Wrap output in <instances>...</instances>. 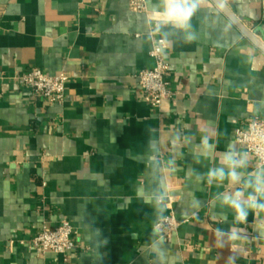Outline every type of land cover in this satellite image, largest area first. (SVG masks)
<instances>
[{"label": "crops", "instance_id": "1", "mask_svg": "<svg viewBox=\"0 0 264 264\" xmlns=\"http://www.w3.org/2000/svg\"><path fill=\"white\" fill-rule=\"evenodd\" d=\"M222 1L264 42V0ZM157 2L138 13L129 0H0V264H264V213L235 223L213 204L224 188L188 179L228 144L243 152L235 130L264 120V54L204 0L193 18L200 38L165 50L174 97L152 109L136 76L155 66L159 38L147 36ZM31 69L68 74L62 105L23 88ZM205 135L214 151L197 157ZM149 156L174 157L178 168L168 176L165 167L180 224L171 244L135 198L137 184L151 186ZM63 220L78 249L37 256L31 240ZM232 229L241 239H229Z\"/></svg>", "mask_w": 264, "mask_h": 264}, {"label": "clouds", "instance_id": "2", "mask_svg": "<svg viewBox=\"0 0 264 264\" xmlns=\"http://www.w3.org/2000/svg\"><path fill=\"white\" fill-rule=\"evenodd\" d=\"M204 0H158L154 5H149L151 18L147 38L151 40L153 35L164 42V45L172 46L177 42L192 44L199 38V30L193 24V18L201 12ZM222 7V0L218 3ZM159 53L165 54V47H159ZM177 141L179 137L176 138ZM191 138H189L190 142ZM155 147V144H153ZM215 145L205 135L200 143L195 146L197 157H209L214 151ZM148 163L152 165L149 175L152 177L151 186L137 184L135 198L144 205L153 209L157 225L167 217L164 213L168 208L171 193L168 185V176L174 175L178 168L175 158L162 162L157 156H149ZM260 159H264L261 156ZM165 167L168 176L165 175ZM188 179L196 183H206L208 186L224 188V191L215 193L214 206L219 205L222 210H230L235 223H246L249 215L258 216L264 213V164L252 166L249 153L238 151L232 144H228L220 154L215 166L209 167L206 172L190 170ZM199 201H197V204ZM257 231L264 235V223L257 225ZM221 237L225 235L222 229H217ZM229 239L239 240V232L232 229ZM153 247L158 250V255L163 257L160 243L153 241Z\"/></svg>", "mask_w": 264, "mask_h": 264}, {"label": "built area", "instance_id": "3", "mask_svg": "<svg viewBox=\"0 0 264 264\" xmlns=\"http://www.w3.org/2000/svg\"><path fill=\"white\" fill-rule=\"evenodd\" d=\"M133 12L143 13L147 11V0H129ZM167 48L159 39L154 42L150 56L155 61L152 69L140 71L137 76V86L144 95L145 101L152 109H160L165 101L172 100L174 92L170 88L168 74L170 66L167 64L165 54L159 53V47ZM69 76L60 73L56 76H48L40 69H31L20 76L21 85L25 90L37 98L45 99L51 104L62 105L65 102ZM235 142L242 148L243 152L249 153L250 158L258 164H264V120L254 119L242 124L234 132ZM170 214L167 220L156 224L155 230L158 237L171 244L177 234L180 224L173 210L168 204ZM75 228L72 224L63 220L56 227L45 226L42 231L33 238L29 248L37 255L54 254L67 256L76 251L78 246L74 240Z\"/></svg>", "mask_w": 264, "mask_h": 264}, {"label": "water", "instance_id": "4", "mask_svg": "<svg viewBox=\"0 0 264 264\" xmlns=\"http://www.w3.org/2000/svg\"><path fill=\"white\" fill-rule=\"evenodd\" d=\"M212 3L220 10L243 34V36L249 40L256 48H258L264 54V42L254 32L247 28L244 23L239 20L236 15L228 8V6L222 1L223 6H218L220 0H211Z\"/></svg>", "mask_w": 264, "mask_h": 264}]
</instances>
